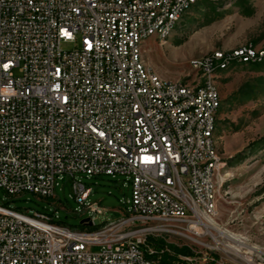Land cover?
Here are the masks:
<instances>
[{
    "label": "built area",
    "instance_id": "2783aa9c",
    "mask_svg": "<svg viewBox=\"0 0 264 264\" xmlns=\"http://www.w3.org/2000/svg\"><path fill=\"white\" fill-rule=\"evenodd\" d=\"M185 2L0 0V189L53 200L67 179L80 206L74 212L88 215L83 227H96L100 209L81 176L120 177L130 191L121 216L100 221L93 236L62 224L56 208L0 206V264H149L128 240L171 257L149 238L171 232L168 223L204 230L193 200L208 181H198L196 164L207 162L211 174L221 159L210 157L205 140L193 150L195 128L210 129L218 98L200 81L225 59L259 58L264 48L193 59L189 82L150 77L134 37L161 22L156 8L169 15L168 27ZM36 216L50 230H39Z\"/></svg>",
    "mask_w": 264,
    "mask_h": 264
},
{
    "label": "rangeland",
    "instance_id": "374dc122",
    "mask_svg": "<svg viewBox=\"0 0 264 264\" xmlns=\"http://www.w3.org/2000/svg\"><path fill=\"white\" fill-rule=\"evenodd\" d=\"M262 48L264 0H194L165 42L149 38L142 44L141 52L145 67L159 78L189 82L193 59L214 52L228 55ZM215 77L221 107L213 135L216 157L221 160L217 166L212 218L222 230L242 238L244 244L239 248L204 226L202 232L195 233L191 228L196 227L188 229L180 223H168L167 228L172 231L154 239L188 249L182 255L167 246L169 256L173 257L166 258L170 264H176L174 259L179 264H264V61L236 62L218 71ZM80 180L92 190L89 202L100 209L93 215L96 227L80 225L88 215L74 212L80 206L71 196L67 179L58 181L53 200H39L30 193L9 197L0 189V206L20 212L56 208L62 224L87 231L125 211L123 203L130 191L122 185V178L81 176ZM210 234L216 236L218 243ZM155 252L165 264V255Z\"/></svg>",
    "mask_w": 264,
    "mask_h": 264
},
{
    "label": "bare ground",
    "instance_id": "6f19581e",
    "mask_svg": "<svg viewBox=\"0 0 264 264\" xmlns=\"http://www.w3.org/2000/svg\"><path fill=\"white\" fill-rule=\"evenodd\" d=\"M194 0H187L184 4H181V10L178 14H175L173 17V22L169 23L167 27V23L169 22V15H163V8H156V16H161V22L150 23L148 24L147 33L142 37H134V46L137 54V60L143 64L145 68V72H148L150 77H155L157 81L167 82V80H163L159 78L157 75L149 71L142 60V52L141 46L147 41L149 38L155 37L160 40L162 43L165 42L172 34L173 30L177 26L178 22L181 18L188 12L190 9L192 2ZM146 22H154V14H146ZM164 30H166L164 32ZM238 51V50H236ZM247 50H240L238 52H234L233 54H223L225 56H236L241 53L248 52ZM264 61V54L259 58H240V59H225L224 63L221 64V67L214 68L212 70H204V81H200V88H211L212 96H217V103L215 108L211 111V127L209 130L203 128H195V135L199 138V140H193V150H204V142L201 140H205V147H208L210 150V157H216L215 144H214V129L216 122L218 120V111L221 107V97L215 85V75L218 71L225 70L227 67L232 64L238 63H251V62H262ZM190 66H193V62L190 63ZM216 176H217V168L212 169V173L210 174V170L207 169V162H198L196 164V177L198 181H208V183H201L200 186V200H193V209L198 211L202 221L199 222L202 226H204L207 230H212L216 232L217 236L223 239H226L230 242L236 243L239 246H242L244 243L242 242V238H238L226 230H222L219 225L214 221L213 214L215 212V186H216ZM137 218L139 220L146 221V213L145 211H137ZM206 220V221H204ZM205 222V223H204ZM36 223H38L39 230H50V222H45V216H36ZM193 227H197L193 225ZM89 228V227H88ZM80 236H93V231L80 230ZM211 238L215 243L217 242L216 236L210 234ZM129 251L134 253V255L143 256L145 262L149 264H162L160 259L156 257L157 252L153 249H145L141 242L135 240H128ZM240 248V247H239ZM238 252V251H236ZM160 255V254H159ZM249 263V260H246Z\"/></svg>",
    "mask_w": 264,
    "mask_h": 264
},
{
    "label": "trees",
    "instance_id": "16d2710c",
    "mask_svg": "<svg viewBox=\"0 0 264 264\" xmlns=\"http://www.w3.org/2000/svg\"><path fill=\"white\" fill-rule=\"evenodd\" d=\"M256 66H259V65H256ZM149 242H151L153 245L157 246V247H160L162 245H164V241L163 240H155V239H152V238H149ZM170 249H173L176 253H179V254H187L188 253V249L187 248H181V249H178L176 248L175 246H172V245H167ZM166 258H168V256L166 255L165 256V260H164V263L165 264H170L168 261H166ZM163 264V262H161Z\"/></svg>",
    "mask_w": 264,
    "mask_h": 264
},
{
    "label": "water",
    "instance_id": "95a60500",
    "mask_svg": "<svg viewBox=\"0 0 264 264\" xmlns=\"http://www.w3.org/2000/svg\"><path fill=\"white\" fill-rule=\"evenodd\" d=\"M89 220L88 219H83L80 221V224H83L84 222H88ZM88 225H91L90 223Z\"/></svg>",
    "mask_w": 264,
    "mask_h": 264
}]
</instances>
